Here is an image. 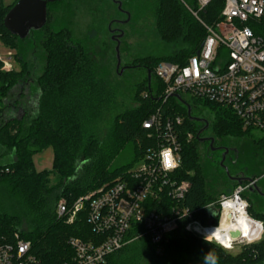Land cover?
Wrapping results in <instances>:
<instances>
[{"label":"trees","instance_id":"16d2710c","mask_svg":"<svg viewBox=\"0 0 264 264\" xmlns=\"http://www.w3.org/2000/svg\"><path fill=\"white\" fill-rule=\"evenodd\" d=\"M16 1L7 6L0 3V40L4 46L16 50L15 56L27 44L31 49L42 51L44 66L35 79L28 80L25 76L20 83L16 78L23 71L3 69L0 59V158L7 157L0 163V192L13 197L24 211L23 219H17L0 200V235L19 231L31 241L33 253L43 264H65L73 254L67 242L71 236L84 241L103 238L92 231L85 209L77 213L72 223H67L56 214V206L64 199L71 207L79 197L110 186L138 162L155 140L154 136H148L149 130L143 128L142 122L159 107L164 115H181L185 127L195 135L184 142L180 168L175 174L179 180L189 183L182 204L195 218L206 223L210 214L211 223H217V204L207 210L204 206L216 202L220 194L230 193L238 185V181H227V173L248 178L264 174V136L255 137L252 130L244 129L231 109L184 97L191 113L199 112L198 104L210 109L212 118H207V129L211 130L215 148L211 149L207 140H199L203 133L198 135V131L201 128L204 132V124L190 120L184 104L175 97H169L164 103L159 99L164 84L156 77L155 66L161 61L183 65L197 52L206 36L202 24L184 5L196 9V0L156 1L157 33L161 40L177 44V48L164 56L137 58L134 66L121 76L131 79L129 108H120L114 102L116 89L106 78V71L88 55L87 36L74 37L75 12L71 5L74 0H50L45 25L23 39L11 35L3 25L4 15ZM222 5L223 0H212L198 16L206 23H213L219 19ZM58 10L62 11L60 23L56 19ZM108 17L106 13L100 15L93 11V29L107 30L105 27L111 20ZM138 68L141 73L136 75L133 70ZM106 115L113 117L112 122L102 139H98L97 126ZM224 143L231 147L224 157L227 166L223 163L222 167L221 161L215 162L214 157L221 159L218 145ZM200 145L207 148L210 168L218 172L216 186L210 184V168L201 157ZM47 147L52 148V168L37 171L33 156ZM52 175L56 176L54 183H50ZM256 186L251 191L264 196V176L257 180ZM248 203L249 216L261 221L264 229V203L257 200L262 208L260 212L251 210ZM23 221L28 225L27 230L20 227ZM185 224L186 219L181 218L178 228L161 243V254H156L155 245L147 238L138 239L139 248L154 258L183 252L180 261L170 260L168 264H204V252L210 257L207 264H253L264 260V237L232 255L216 242L192 234ZM129 245L107 255L100 264H135L136 254L140 252L136 248L134 251L130 248L133 252L127 251Z\"/></svg>","mask_w":264,"mask_h":264},{"label":"built area","instance_id":"2783aa9c","mask_svg":"<svg viewBox=\"0 0 264 264\" xmlns=\"http://www.w3.org/2000/svg\"><path fill=\"white\" fill-rule=\"evenodd\" d=\"M211 1L196 0V9L184 4L202 24L206 36L183 65L161 61L155 66V75L164 84L159 99L164 103L175 97L187 107L188 113L190 105L183 94H190L192 98L231 109L244 129L264 133V0H223L219 19L209 24L198 12ZM0 59L3 69L10 70L12 55L6 53ZM194 114L190 107V120L204 124L205 132L209 125L207 117L201 114L202 119ZM142 126L155 140L138 160L141 164L135 165L136 162L110 186L79 197L71 207L65 201L58 202V217L72 223L77 213L85 209L92 231L103 235L98 241L69 237L67 242L73 254L65 264H100L107 255L141 238H147L155 245L156 254H161V243L178 228L181 218L186 219V230L224 249L243 243L236 236L227 247L213 231L231 216L242 212L249 216L244 191L256 188L258 178L246 177L230 193H222L216 202L205 205L207 210L217 204L218 221L212 224L209 214L208 221L203 223L182 204L188 181L175 177L181 164L180 151L184 142L195 137L194 132L185 127L181 115H164L160 107L143 120ZM204 132L200 128L198 135ZM203 134L201 138H206ZM251 219L262 231V222ZM233 231L227 234L232 236ZM0 264L43 263L33 253L31 241L15 230L9 236L0 235Z\"/></svg>","mask_w":264,"mask_h":264},{"label":"rangeland","instance_id":"374dc122","mask_svg":"<svg viewBox=\"0 0 264 264\" xmlns=\"http://www.w3.org/2000/svg\"><path fill=\"white\" fill-rule=\"evenodd\" d=\"M14 1L15 0H0V3L3 6H7ZM118 1L121 2V9H119L112 0L72 1V9L75 12L72 22V33L75 38L87 36L90 41V49L88 51V55L93 60V62L96 63L97 66L106 71V78L109 79V83H111L113 85V88L116 89V91L113 93L114 102L120 108H123L124 106L126 108H129L132 105L131 100L129 99V84L131 83V79H129L128 77H121L115 71L116 44L114 41L111 40V30L120 29L123 32V38L120 46V60L122 63H133L135 59L143 56L159 57L171 54L176 51L177 44L164 42L160 39L157 33V22L155 13V5L157 0ZM93 11L100 15L106 13V17L109 16L108 19H111L107 23L108 25L111 24L109 29H114H111L109 31L108 25L105 27L107 29L105 31H98V29H93ZM66 17L67 15L65 16V19ZM56 19L59 23L62 22L63 19L61 10L57 11ZM6 53H10L12 55L11 69L23 71L22 75L16 78V81L19 80L20 83L23 82V77L25 76L28 80L31 78L35 79L37 76L40 75L41 71L43 70L44 57L42 51L31 49L29 44L24 45L23 51L18 56H15L16 50L4 46V44L0 40V55H4ZM133 72L137 75L141 73V69H135L133 70ZM183 96L187 99L191 97L190 94H183ZM36 97L37 96L35 95L34 98ZM197 109V111H199L205 117L209 119L212 118L211 111L206 106L198 104ZM112 118L113 117H111L110 115H106L104 116L103 121L99 123L96 130L98 139H102L103 135L105 134L108 128V125H110L112 122ZM204 134L208 137H211V130L206 129ZM252 134L255 137L264 136V133L259 130H252ZM227 146L229 148L231 147L229 144H227ZM200 148L202 151L201 157L208 163L210 168L211 162L208 157H206L207 148L204 145H200ZM52 154L53 153L51 147H47L35 154L33 156V163L35 169L37 171L51 169ZM6 159L7 157L0 158V163H3L4 161H6ZM214 159L215 162H220L222 160V158L220 159V157L216 156L214 157ZM224 161L225 159L223 160V163L227 166V163ZM139 164H141L140 161L137 162L135 165ZM209 170L210 184L212 186H216L218 182V172H215L213 168H210ZM227 175L229 174L227 173ZM262 176H264V174H261L259 178H261ZM55 179L56 176H50V183H54ZM227 181L229 182L228 176ZM244 196L248 200V202H250L251 210L256 212L261 211L262 208L258 206L257 200H260L264 203V196H260V194L256 195L253 191L249 189L244 191ZM0 200L2 201L3 205L7 208V212H9V214L16 216L17 219H23L24 211L22 209V205L18 204V202H16L13 197L7 195V193L2 194L0 192ZM60 201L65 200L61 199ZM20 227L23 230L28 229V225L25 221H23ZM263 237L264 229L262 228V232L260 234L259 239L252 242L241 241L244 243L235 244L229 249H225V252L230 253L232 255H236L242 250H244V245L256 243L260 241ZM129 244L130 247H128L129 249H127V251L133 252L134 250L138 249V251L140 252L139 254H136L137 258L135 259V264H168L167 262H169L170 260L180 261L182 258L181 255H183V252L176 251L174 253L164 255L165 257L162 258H154L151 257L146 251H143V249L139 248V245L141 244L139 240H134V242L131 241ZM136 245H138V247H136ZM154 260L158 261L156 262ZM253 264H264V260L262 261V263L255 262Z\"/></svg>","mask_w":264,"mask_h":264},{"label":"water","instance_id":"95a60500","mask_svg":"<svg viewBox=\"0 0 264 264\" xmlns=\"http://www.w3.org/2000/svg\"><path fill=\"white\" fill-rule=\"evenodd\" d=\"M50 0H17L6 12L3 17V25L7 31L20 39L26 38L32 31L40 30L47 21V3ZM117 3L119 9H121V2L118 0H112ZM108 25V28H110ZM115 30H111L113 32ZM123 36L121 31L117 36V42L115 46L116 68L120 65V42L119 38ZM190 113V107L188 106V114ZM192 118V117H190ZM207 128V124L205 126ZM208 139L210 141V148L215 149L212 144L214 139L199 138L200 141ZM225 152L223 153L221 163L224 160ZM246 177H237L236 181L241 182ZM247 179V178H246ZM232 236H239V231L231 232Z\"/></svg>","mask_w":264,"mask_h":264},{"label":"bare ground","instance_id":"6f19581e","mask_svg":"<svg viewBox=\"0 0 264 264\" xmlns=\"http://www.w3.org/2000/svg\"><path fill=\"white\" fill-rule=\"evenodd\" d=\"M226 230L223 234L219 231ZM238 230L239 236L238 241H255L259 239L261 234V229L258 223L253 221L246 213L242 212L237 214V216H231L225 222L222 223L220 228L215 229L213 232L217 234V238L226 245L230 247V242L235 239V236H229L228 231Z\"/></svg>","mask_w":264,"mask_h":264},{"label":"flooded vegetation","instance_id":"af4514ba","mask_svg":"<svg viewBox=\"0 0 264 264\" xmlns=\"http://www.w3.org/2000/svg\"><path fill=\"white\" fill-rule=\"evenodd\" d=\"M115 3V2H114ZM116 5H117V3H115ZM118 7V6H117ZM109 29V28H108ZM111 29H114V28H111ZM111 29H109V31L111 30ZM115 31L114 32H110L111 33V40L112 41H114L115 42V44H116V42H117V36L119 35V33L121 32V30L120 29H114ZM122 38H123V36L122 37H120L119 38V42H120V46H121V41H122ZM120 48V47H119ZM134 66V63H128V62H125V63H122L121 61H120V65H119V67H117L116 68V73L119 75V76H122L125 72H128L130 69H131V67H133ZM194 116L195 117H198V118H204L202 115H201V113L200 112H196V114H194ZM203 137H208L207 135H205V134H203ZM209 142V141H208ZM219 146V152H220V156H221V158H222V156H223V153L225 152V150H227V152L225 153V158H226V156H227V154H228V152H229V147L224 143V144H220V145H218ZM216 147V146H215ZM220 164V166H222V167H224L223 166V162L222 163H219ZM228 176V178H229V180L230 181H236V179L235 178H237V177H240V176H236V175H227Z\"/></svg>","mask_w":264,"mask_h":264},{"label":"clouds","instance_id":"9594fccd","mask_svg":"<svg viewBox=\"0 0 264 264\" xmlns=\"http://www.w3.org/2000/svg\"><path fill=\"white\" fill-rule=\"evenodd\" d=\"M212 231H213V229L211 231H209L208 233H210ZM209 258H210L209 255L206 252H204V264H207V261L209 260Z\"/></svg>","mask_w":264,"mask_h":264},{"label":"snow or ice","instance_id":"6c2138e0","mask_svg":"<svg viewBox=\"0 0 264 264\" xmlns=\"http://www.w3.org/2000/svg\"><path fill=\"white\" fill-rule=\"evenodd\" d=\"M166 155V159H167V154H165Z\"/></svg>","mask_w":264,"mask_h":264}]
</instances>
